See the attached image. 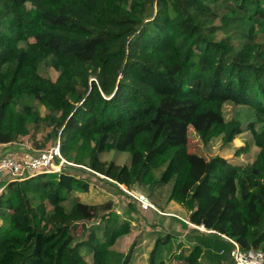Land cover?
Segmentation results:
<instances>
[{
	"label": "trees",
	"instance_id": "obj_1",
	"mask_svg": "<svg viewBox=\"0 0 264 264\" xmlns=\"http://www.w3.org/2000/svg\"><path fill=\"white\" fill-rule=\"evenodd\" d=\"M227 102L250 115L227 119ZM41 126L37 149L59 136L73 165L153 198L167 187L161 209L177 201L186 220L214 230L191 228L195 244L177 253L179 231L159 229L147 264H202L207 251L234 264L221 234L264 251V0H0V144L34 140ZM189 126L204 143L249 130L259 151L246 165L206 159L189 150ZM109 151L130 153V163L103 160ZM247 177L251 188L240 184ZM90 185L65 167L7 182L0 264H89L90 254V264H131L132 247L111 246L131 230L135 207L120 215L112 201L87 203L78 193Z\"/></svg>",
	"mask_w": 264,
	"mask_h": 264
},
{
	"label": "rangeland",
	"instance_id": "obj_2",
	"mask_svg": "<svg viewBox=\"0 0 264 264\" xmlns=\"http://www.w3.org/2000/svg\"><path fill=\"white\" fill-rule=\"evenodd\" d=\"M28 6L30 7L31 5L28 4ZM224 36V32H219L216 37L221 38ZM42 72L45 74H49L53 79H56L58 76V72L53 67L43 68ZM38 109L43 115L45 112L44 105L39 104ZM223 110L227 119L238 116L239 118L244 120L250 115V110L247 107L236 105L233 102L225 103ZM251 114L253 118V112H251ZM243 125H246V123ZM41 128L36 131L34 140L26 135L22 136L19 140H17V142L0 144V156L9 153L13 148L16 147L27 149L28 152L26 153L34 154L36 152L35 149H37V147L35 146L36 140L44 141L46 136V127H43L42 129ZM187 135L188 147L190 151L200 154L206 159L214 156H220L224 158L227 163H230L232 165H246L251 163L255 159L259 151V148L254 142L252 133L249 130L243 131L230 142H225L223 141L221 136H216L211 138L208 143H204L193 126L188 127ZM58 140H60L59 136L56 139L48 140L42 149H46L55 145ZM238 147H243L244 149L240 154H236L235 152ZM101 158L106 161L114 160L119 164L130 163V153L128 152H103L101 154ZM64 167L67 169V172L76 173L81 176H87L90 179V190L88 192L78 193L83 201L91 204H99L107 201H112L113 208L116 209V211L120 213V215H122L123 206L127 207L132 204L135 207V210L132 213L135 219H133L131 222V230L117 237L114 244L111 246L112 249L123 252H128L132 247L133 254L131 264L148 263V258L155 246L156 238L160 234L169 231H179L178 233L181 232L183 227L181 226V219H185V212L187 211L186 207L174 200L168 205V207H165L164 209H161V207L156 203V200L164 201L163 199L166 198L165 189H168L167 187H163L162 191H159V194L157 196H154L153 198L149 194V189L146 187L145 189H143L137 184L133 185V187H128L124 184H117L109 177L92 171L91 169L86 167V165L82 166L65 163ZM63 169L64 168H62V170ZM240 184L243 187L251 188L255 185V180L251 177L243 178L240 180ZM3 188L4 187H2L0 184V192ZM131 191L144 193L149 197V199L156 205L158 209H142L137 199L130 194ZM66 205L68 207L70 206L69 201H66ZM163 205L165 206L164 203ZM1 221L2 220L0 218V223ZM159 229H161L163 233L157 232ZM76 230L80 233L84 232L81 226H78ZM153 232L154 234L152 235ZM178 238L182 239L181 237ZM186 245H188V242H182V246H180L181 248H178L176 250L177 253L180 251H187L189 249V246ZM86 259L90 264L92 262L91 254L86 255ZM170 260L168 258L167 260H165V262L167 264H185V261L181 259L173 260L171 258Z\"/></svg>",
	"mask_w": 264,
	"mask_h": 264
},
{
	"label": "built area",
	"instance_id": "obj_3",
	"mask_svg": "<svg viewBox=\"0 0 264 264\" xmlns=\"http://www.w3.org/2000/svg\"><path fill=\"white\" fill-rule=\"evenodd\" d=\"M65 163L73 164L63 156L60 140L49 148L38 150L36 154H3L0 156V182L5 180L6 184L11 180H22L40 172H59L64 168ZM133 192L131 191L130 194L137 199L142 209H158L147 195L141 192ZM187 222L202 231L214 232L212 229H207L204 224L198 225L190 221ZM221 236L233 244L230 255L234 264H264V251L262 249H244L236 240L225 234H221Z\"/></svg>",
	"mask_w": 264,
	"mask_h": 264
},
{
	"label": "crops",
	"instance_id": "obj_4",
	"mask_svg": "<svg viewBox=\"0 0 264 264\" xmlns=\"http://www.w3.org/2000/svg\"><path fill=\"white\" fill-rule=\"evenodd\" d=\"M36 150V152L39 150V149H35ZM26 152H28L27 151V149H24V148H13L9 153L10 154H15V155H19V154H26ZM36 152L34 153V154H36ZM8 154V153H7ZM27 154H31V153H27ZM172 202V201H171ZM171 202H169L168 203V205L171 203ZM168 205H166L165 207H168ZM162 211H165V210H162ZM185 214H186V212H185ZM184 216V215H183ZM182 219H184V218H182ZM184 221L187 223V227H182V230H181V232L179 233L180 235H178V237H181L182 239H180L179 238V240L180 241H186V242H188V245H186V246H191V245H194L195 244V241L194 240H189L187 237V235H189L190 233H191V228H195V227H193L191 224H189L187 221L188 220H186V218L184 219ZM182 226V225H181ZM197 229V228H196ZM198 230H200V229H198ZM201 232L200 233H202L203 235H207V236H209V237H212V234H213V232H206V231H202V230H200ZM201 235V234H200ZM222 237V239L225 241V242H227L228 240L227 239H225L223 236H221ZM213 238V237H212ZM186 239V240H185ZM211 253H209L208 251H207V253L206 254H204L203 256H202V258H201V263L202 264H230V263H228L226 260L225 261H220V262H218V261H214V260H212L211 259Z\"/></svg>",
	"mask_w": 264,
	"mask_h": 264
}]
</instances>
